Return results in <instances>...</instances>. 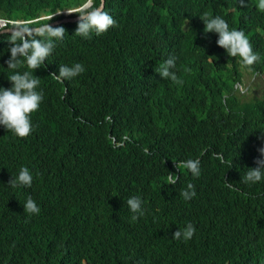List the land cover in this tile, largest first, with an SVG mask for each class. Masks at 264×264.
<instances>
[{
	"label": "trees",
	"instance_id": "1",
	"mask_svg": "<svg viewBox=\"0 0 264 264\" xmlns=\"http://www.w3.org/2000/svg\"><path fill=\"white\" fill-rule=\"evenodd\" d=\"M87 1L0 0V19L29 30ZM85 22L28 34L26 54L0 34V249L264 264V94L236 87L264 75V0H106Z\"/></svg>",
	"mask_w": 264,
	"mask_h": 264
},
{
	"label": "clouds",
	"instance_id": "2",
	"mask_svg": "<svg viewBox=\"0 0 264 264\" xmlns=\"http://www.w3.org/2000/svg\"><path fill=\"white\" fill-rule=\"evenodd\" d=\"M101 6V5H100ZM100 6L92 9L93 8V1L88 0L84 5L80 7H75V8H67L64 11H59L55 13L54 15L48 16V17H43L41 18L42 20L45 19H53L56 18V21L50 22L47 25H43L42 27H37V28H32L29 30H21L18 29V27L23 26L27 24V21H13L9 22L4 19H0V22L2 23V27H0V34L2 33H8V34H20L23 37V48L22 52L26 54V40L28 34H34L36 32H40L50 26H56V25H62V24H73L76 27V30L82 29L85 25L86 22L85 20L98 16L104 9L100 10ZM11 25L9 27L8 25ZM5 27V28H3ZM60 42V40H59ZM236 87H242L239 83L236 84ZM241 90V89H240ZM110 102L112 105L115 107L116 106V98H109ZM35 173L37 174L38 177L42 178L46 175L47 168L46 165L42 166H32ZM28 176L32 177L31 172L28 170ZM38 207H29L27 205H22L23 209V217H26V215H31L33 210H36ZM124 216V213L122 210H120V219L122 221ZM98 234H100V231L98 230ZM24 260L18 256L17 254L13 252H9L6 250L0 249V264H24Z\"/></svg>",
	"mask_w": 264,
	"mask_h": 264
},
{
	"label": "rangeland",
	"instance_id": "3",
	"mask_svg": "<svg viewBox=\"0 0 264 264\" xmlns=\"http://www.w3.org/2000/svg\"><path fill=\"white\" fill-rule=\"evenodd\" d=\"M240 89L241 93L247 95L248 100L261 99L264 94V75H246L243 87Z\"/></svg>",
	"mask_w": 264,
	"mask_h": 264
},
{
	"label": "water",
	"instance_id": "4",
	"mask_svg": "<svg viewBox=\"0 0 264 264\" xmlns=\"http://www.w3.org/2000/svg\"><path fill=\"white\" fill-rule=\"evenodd\" d=\"M105 1L106 0H101L100 10L104 9V7H105Z\"/></svg>",
	"mask_w": 264,
	"mask_h": 264
},
{
	"label": "bare ground",
	"instance_id": "5",
	"mask_svg": "<svg viewBox=\"0 0 264 264\" xmlns=\"http://www.w3.org/2000/svg\"><path fill=\"white\" fill-rule=\"evenodd\" d=\"M2 27V26H1Z\"/></svg>",
	"mask_w": 264,
	"mask_h": 264
}]
</instances>
